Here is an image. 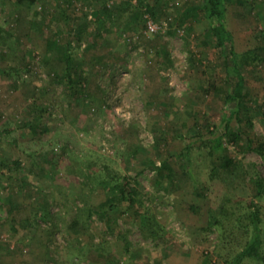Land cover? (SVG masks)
Masks as SVG:
<instances>
[{
    "label": "rangeland",
    "instance_id": "obj_1",
    "mask_svg": "<svg viewBox=\"0 0 264 264\" xmlns=\"http://www.w3.org/2000/svg\"><path fill=\"white\" fill-rule=\"evenodd\" d=\"M97 1L117 7L122 19L114 26L107 22L106 30L90 26L94 39L79 44L73 30L84 16L92 19L95 0H40L32 7L0 0V160L21 162L20 170L0 177V264H226L250 236L236 220L245 219L254 204L264 255V200L251 198L248 174L220 170L212 181L210 160L192 131L195 120L203 126L209 116V129L225 149L216 155L245 170L253 163L264 178L262 157L224 135L219 89L228 87L214 49L202 44L205 22L179 24L180 12L201 0H151L157 16L144 15L146 28L127 9L135 0ZM233 1L226 3L228 29L246 47L259 45L264 0ZM70 39L87 78L74 96L58 80ZM26 62L33 79L10 70ZM244 74L246 85L260 91L249 105L250 136L264 142V65ZM190 140V160L174 158V173L155 179L149 162L158 166L176 157ZM103 165L122 176L126 197L133 198L116 199L113 233L97 215L88 217L91 205L104 203L115 190L98 184ZM210 214L223 221L219 230L207 229ZM74 216L84 227L77 233L68 227Z\"/></svg>",
    "mask_w": 264,
    "mask_h": 264
},
{
    "label": "trees",
    "instance_id": "obj_2",
    "mask_svg": "<svg viewBox=\"0 0 264 264\" xmlns=\"http://www.w3.org/2000/svg\"><path fill=\"white\" fill-rule=\"evenodd\" d=\"M40 0H14V3L20 6L32 7L36 5ZM136 4L132 5L127 3V9L134 11L136 14V24H142L141 26L146 28V20L144 15H149L155 20L157 11L155 5L151 4V0H135ZM96 9L92 12V19L88 20L87 16H84L83 21L78 24L73 30V37L77 43L81 41L90 42L93 40V36L89 32L90 26L98 25L100 29L106 30L107 22H110L112 26L116 22L121 21L122 14L119 12L117 7H110L106 4H101L100 1L95 0ZM234 3L233 0H201L199 3H193L184 8L178 17L180 25H185L191 21L203 20L205 27L200 32L202 37V44L211 46L216 57L221 63L222 71H224V85H227L228 89H219L221 91V97L223 98V116L222 126L224 128V135L228 137V140L234 144H241L249 150L258 153L264 160V142L257 141L250 136L253 129V116L249 108V105L256 103L257 95L259 90L249 88L246 85L245 70H255L264 65V28H261L258 32L261 40L260 44L249 48L243 44L241 39H237L235 32L229 30L225 23V12L226 3ZM246 2H248L246 0ZM128 24L132 22L130 18H126ZM130 27V26H129ZM189 31V29H188ZM101 32V31H100ZM99 33V32H98ZM51 41V40H50ZM49 44V43H48ZM73 43L70 39L65 44L62 52L63 63L65 65L62 74L58 76V80L64 83L66 89L69 91L71 96L81 94L83 84L87 82L85 76L84 67L82 62L75 59L72 55ZM164 52L165 57H169V53ZM48 51H45V57H48ZM36 54L33 55L35 57ZM11 71L17 73L20 76L21 72H27V77L33 79L36 77V73L31 69L30 63L26 62L21 69L11 68ZM7 74H9L7 72ZM211 86L215 89V82H211ZM207 89H202V94H205ZM198 97H200L198 95ZM204 98V97H202ZM199 99V98H198ZM195 100H193L194 103ZM44 112L46 110H43ZM192 113L194 108L191 109ZM208 118V123L211 119ZM211 122V121H210ZM208 123L201 125L198 120L194 121L195 128L192 130L194 135H197V139L201 140L203 150L206 152L205 157L210 160L211 168L209 176L213 181L219 176V171L223 170L229 175H247L248 181L251 186L252 197L259 201L264 200V178L255 169L253 163L249 164L246 170L242 167V164L238 161H234L232 158L225 155H216L217 150L223 148V142L221 136H214V132L209 129ZM200 130H205L207 134L212 135L211 138H206L205 134H201ZM194 142L192 140L185 146L182 152L174 157L173 155L167 156L157 166L155 162L150 161L149 165L153 168L155 179L158 177H168L174 173L172 160L174 158H187L190 160ZM224 149V148H223ZM198 150H202L198 148ZM225 151V149L223 150ZM20 160H0V177H7L9 171L20 170ZM184 174H191L190 170L183 171ZM239 173V174H236ZM241 176V175H239ZM122 176L109 165H103V172L100 174L98 184L100 185H113L115 190L112 194L107 197L104 203L99 205H91L88 210V217L92 218L93 215H97L99 219L107 225V231L113 233L116 229L114 224L116 223V216L114 213H119V205L116 203V199L119 198L118 202H132L133 198L130 195L128 198L125 194V185L120 184ZM84 202H88L87 200ZM115 202V203H113ZM240 202V201H239ZM253 203V200H249ZM87 204V203H86ZM38 211V210H37ZM36 211V212H37ZM42 213H40V216ZM52 216V215H51ZM243 216L245 219L237 218L236 222L239 227L244 230V234H250L241 249L235 254L232 260H224L226 264H241L245 259H251L257 262L264 261L263 249H262V230L260 227V208L258 205H253V210H248ZM54 221L51 226L49 234L52 235L58 227L60 213H56L52 216ZM210 222L207 229L213 230L221 228L223 221L215 218L213 214L209 216ZM79 221L74 216L69 222L68 227L77 233L79 229H84L78 224ZM163 231V230H161ZM118 233H120L118 231ZM153 233V232H152ZM150 233V235H152Z\"/></svg>",
    "mask_w": 264,
    "mask_h": 264
},
{
    "label": "built area",
    "instance_id": "obj_3",
    "mask_svg": "<svg viewBox=\"0 0 264 264\" xmlns=\"http://www.w3.org/2000/svg\"><path fill=\"white\" fill-rule=\"evenodd\" d=\"M149 29L152 30V31H155V28L151 27L150 25H149Z\"/></svg>",
    "mask_w": 264,
    "mask_h": 264
}]
</instances>
